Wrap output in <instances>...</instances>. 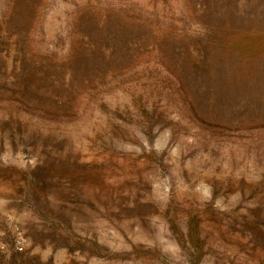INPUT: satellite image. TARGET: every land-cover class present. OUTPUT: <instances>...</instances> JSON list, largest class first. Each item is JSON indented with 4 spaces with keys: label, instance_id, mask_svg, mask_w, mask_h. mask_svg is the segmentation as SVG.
<instances>
[{
    "label": "rangeland",
    "instance_id": "1",
    "mask_svg": "<svg viewBox=\"0 0 264 264\" xmlns=\"http://www.w3.org/2000/svg\"><path fill=\"white\" fill-rule=\"evenodd\" d=\"M190 1L0 0V225L29 238L0 264H264V0ZM85 7L112 59L40 78L34 17L64 53ZM153 11L187 38L167 62L118 16ZM215 27L250 61L208 59Z\"/></svg>",
    "mask_w": 264,
    "mask_h": 264
},
{
    "label": "trees",
    "instance_id": "2",
    "mask_svg": "<svg viewBox=\"0 0 264 264\" xmlns=\"http://www.w3.org/2000/svg\"><path fill=\"white\" fill-rule=\"evenodd\" d=\"M171 0H155V4L159 6L162 4L163 6H167ZM186 3L187 11L192 19H197L198 11L193 8V2L190 0H184ZM102 9L100 7H85L83 10L78 12L72 22L71 30L65 38H62V45L66 43L68 45V49L62 53L58 50V46L53 48L52 52H40L36 51L35 45V35H39L41 38L44 36L43 40H41L42 44H46V35L44 32L39 31V19L37 16L34 17L31 27L29 28L27 34L25 35V41L27 43V47L33 51V53H39V57L32 56L33 59L39 61L40 67L44 69L43 73L40 74V78L46 80L48 78L57 79L61 76H67L69 71L78 63L82 61L83 53H92L100 54L106 60L110 61L114 53H109L105 45L108 43H115L119 39L116 34L108 37L109 35L101 37V35H97L98 38H94L92 34H88L86 30L85 17L90 15L91 17H96V23L100 24L106 17L102 14ZM120 19H122L128 25H138L142 28L143 35L141 37V43L144 47L156 50L162 60L166 61L169 59L166 56L168 51H179L182 46H184L185 41L187 40L186 36L182 33H178L171 28L165 26V16L162 15V12L153 11L148 14L145 13L143 15L137 14H124L121 13L118 15ZM153 19V21L148 24V19ZM163 19V20H162ZM198 22L201 23V20ZM226 28L218 29L217 27L211 29L210 36L212 38L213 44H211L207 48L208 59L210 56H217L222 61L232 60L238 63L246 64L250 61V55L247 54L246 48L240 46L237 42L234 43L229 41L226 37V34H229V29ZM236 31V30H234ZM233 31V32H234ZM241 34L235 35L233 38H239L242 35H245L243 31H239ZM241 42V41H240ZM155 47V48H154ZM143 55V54H142ZM142 55H138V52L134 55V60H139Z\"/></svg>",
    "mask_w": 264,
    "mask_h": 264
},
{
    "label": "built area",
    "instance_id": "3",
    "mask_svg": "<svg viewBox=\"0 0 264 264\" xmlns=\"http://www.w3.org/2000/svg\"><path fill=\"white\" fill-rule=\"evenodd\" d=\"M29 245V238L20 224L8 219L0 225V255H24Z\"/></svg>",
    "mask_w": 264,
    "mask_h": 264
}]
</instances>
